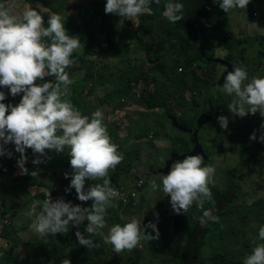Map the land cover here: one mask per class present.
<instances>
[{
  "label": "clouds",
  "instance_id": "9594fccd",
  "mask_svg": "<svg viewBox=\"0 0 264 264\" xmlns=\"http://www.w3.org/2000/svg\"><path fill=\"white\" fill-rule=\"evenodd\" d=\"M150 2L106 0L104 11L105 14L133 20L144 13L151 15L147 12ZM251 2L221 0L219 7L227 13L237 8L246 9ZM155 3L159 4L160 0H155ZM37 7L43 8L39 4ZM183 7L178 0H166L165 18H162L173 24L181 21ZM256 16L253 14V17ZM79 48V37L68 34L61 15H49L45 26L44 16L36 8L28 7L18 17L0 3V88L9 89L12 97L22 94L19 103L12 105L3 103L6 94L0 91V156L11 158L12 152L6 146L14 144L15 151L20 153L17 160L20 174L27 175L26 149L38 154L32 160L34 165H38L50 158L47 151L63 153L67 148L71 172L64 175L66 179L70 176L71 180L65 192L70 193L75 189L77 199L81 202L92 201L91 206L73 204L63 197H46L39 211L33 207L26 212L31 219V230L40 237L63 234L69 231L70 226L86 221L84 233L88 234L87 238L81 231L75 232L81 246L87 249L98 247L91 237L101 235L103 242L112 245L116 253L131 251L140 245L142 239L159 238V213H154L155 222L150 220L147 224H141L137 217L132 216L123 225L117 223L111 226L106 235L101 231L106 227L107 210L115 206L113 200L118 196L108 178L109 171L115 169L124 157L109 135L102 110L98 108L90 116L84 115L70 99L73 80L65 69L76 62L73 53ZM180 68L183 72L182 65L178 72ZM191 68L197 69V64ZM202 70L197 69L198 73ZM226 73L223 84L213 86L210 94L223 93L232 97L228 110L241 118L257 113L264 117V76L249 79V73L243 66L234 67ZM48 76H54L55 82L36 83ZM217 119L220 126L227 129V118L219 116ZM261 129H264V123ZM250 140H257L255 131ZM259 141L264 142V132L259 136ZM215 171L212 164L205 163L204 155H185L182 160L171 163L167 174H160L161 184L156 179H148L149 187L152 191H158L162 185L163 193L170 197L171 207L178 215L187 214L194 205L201 209L199 223L204 227L210 221L219 220L213 212L214 201L209 188ZM30 174L35 177L38 171ZM86 180H100L102 183H92L86 190ZM209 202L213 207L205 208V203ZM147 229H151L155 235L152 232L146 234ZM257 239L264 241V225L259 227ZM253 243L255 246L244 257L243 264H264V242L256 243L254 240ZM61 264H71V261L64 259Z\"/></svg>",
  "mask_w": 264,
  "mask_h": 264
},
{
  "label": "rangeland",
  "instance_id": "374dc122",
  "mask_svg": "<svg viewBox=\"0 0 264 264\" xmlns=\"http://www.w3.org/2000/svg\"><path fill=\"white\" fill-rule=\"evenodd\" d=\"M152 1L155 2V0ZM163 1L166 3V0ZM212 1L215 2V8L221 10L219 7L221 0H219V2H217V0ZM45 2H51L52 5L45 6ZM100 2L103 3L102 0ZM0 3L9 7L11 13L18 17L22 16L23 11H25L28 7L38 8L37 4H39L43 7L38 8V11L44 16L45 26H47V17L52 13H57L62 16L64 26L69 35L77 37L82 36L80 33L76 34L74 32H70L67 25L68 20L71 16L77 17V15L70 9H66V12L63 13L62 5L60 4L61 0H0ZM199 3H202L203 6H196L192 8V13L200 15L201 9H207V7H204L206 4L205 0H200ZM187 7H183L182 15L184 17L188 16L186 13ZM104 8L105 4H103V9ZM80 11L82 10L79 8L75 13ZM156 11H158V9ZM156 11L150 9L147 12H150L153 15ZM93 13L94 9L90 11L91 15H93ZM216 18H219V20ZM120 21L122 29H129L133 26L132 23L128 24L129 19L122 18ZM238 25L242 27L244 26L242 21L241 23L236 22L233 26L234 30H241ZM198 26L201 28L203 37L206 41L205 46L209 48L207 51L208 55H214L216 58L223 57L228 62L224 71L221 69V66L224 67L223 65L218 64L215 66L217 79L226 75L227 71H231L232 68L237 66L245 67L249 73V79L253 76H264L263 28L258 29L251 26L250 33L245 32L246 28H244L243 32H240L239 35H234L232 33L229 35L223 31L220 35V39L215 42L216 34H218L223 28L221 15L216 12V10H213L205 15L200 20ZM255 29L256 31L253 32ZM132 30L139 32L138 28ZM173 31L174 33L187 35L183 32V30H181L180 24L173 27ZM126 35L127 34L120 33L118 38L112 42L113 53H108L105 56L99 55L106 53L105 50L101 51L99 44H97V46L93 44L94 53H92V56L85 55L87 47H82L81 52L84 55L86 67L90 69L89 73L81 70L68 72L70 78L73 80V84L70 86L71 101H76L74 100L75 96L73 95L75 90H78L77 94L85 97L84 103H86L90 114L98 108L102 110L104 114V123L107 125L109 135L111 136L112 141L119 146L118 151L123 154V161L117 165L115 169L109 171L108 178H110L111 183L113 180L112 174H117L119 171L124 172H119L121 173L119 177L122 179L126 178L123 183H129L130 180L126 173L134 176L139 174L146 182V186L140 190V196L138 198L139 202L137 204L131 205L132 207H128L124 211H121L118 210L120 206L116 203L114 205H118V207L106 213V227L101 230L104 235L107 234L111 226L117 223L121 225L126 223L127 220H122L124 219V215L130 212H138L141 206L143 207L144 200H147L148 197H151L152 199L149 201L150 203L160 204L167 214H169V218L166 220V223H169L170 220L174 223L173 217L170 216V213H172L170 197L165 196L162 191V185L161 190L158 191H152L149 187V181L151 179H156L157 183L161 184V173L158 174V177L155 176L153 172L150 174L149 170L153 169V165L159 158H162L161 162L165 163V159H171L173 155L177 154L178 148L185 150L186 147H189L188 134L183 130V127H189L188 125L192 124L193 119L191 118L194 117V114H197L199 110L198 106H192L190 103L193 99L192 95H194L192 91H186L183 93L182 98H178L180 102L181 100L183 101V98L186 101L184 110L179 115L175 116L173 114L166 113L163 107H147L143 99L144 97H149L155 92L156 85L152 80V77L154 76L155 70L158 68L157 59L164 60L166 53L165 50H163V56L156 57L151 51H146L145 49L140 50L142 48L141 45H138L140 49L137 48L136 50L131 47L134 39L129 38L131 35L129 37ZM192 36L196 38V34ZM232 36L246 38L244 39L245 43L242 41V44H240L233 41L230 38ZM154 40L155 42L160 41L159 37L154 38ZM255 46L258 49H254ZM79 49H77V51H80ZM231 51H233V57L228 58V52ZM175 60L177 61V58H175ZM216 61H218V59L212 60L213 63H216ZM195 65L196 64L193 63L191 66L194 67ZM222 72L224 73L221 74ZM134 75L135 77L139 76V82L135 84L133 82L134 79H132ZM222 84L223 82L221 85ZM128 86H130L129 88L131 89L126 94L122 95L121 91L125 90ZM167 92L165 91L166 95H168ZM21 97L22 94L17 95L16 97H12L11 95L8 96V104L17 105ZM213 99L215 101V106L212 111H210L208 116L206 114L204 115V119L206 117L207 119H205V126L202 127V132L199 133V137L203 141L204 152L212 154L209 163L216 169L213 176V182L209 184V188L213 189L218 194L220 192L223 193L222 191H225L227 188L225 183L229 181L228 177L231 178L230 184L237 186L236 199H234L230 205L231 208H223L219 210V220L217 222L222 227V230L217 232L220 233V238L223 236L224 229H227L228 224H231L229 229H231L234 233H236V225L240 224V240L238 244L234 243L237 249L235 251H230L229 253V257L237 258L238 256L241 257L242 255H248L251 252L252 248L255 246L253 243L254 240L256 243L264 242L257 239L258 229L261 225H264V167L261 170L262 176H250V174L259 173V171H257L253 166L254 160L252 159L249 161L251 166L247 174L239 171L241 159L244 158L248 150L246 146L247 143L255 142L258 144L260 142L259 136L262 132H264V129H261V124L264 123V117H261L259 113L255 115L249 114L243 118L234 115L228 110V104L231 102L232 97L226 94L217 93V95H213ZM219 116L227 118V129H221L222 127L217 119ZM198 118L199 117L196 119ZM110 129L113 130V134L110 133ZM254 131L257 136V140L255 141L250 140V136ZM220 134H223L224 136L223 143L225 142L231 146H236V150H230V152L234 154V157L226 154L225 158H223L218 155L217 144L219 143L218 140L221 137ZM7 146V149L12 152V157L9 158L7 155L0 157L5 160L0 162V170L4 173H7L8 171L15 172L17 168L18 152L15 151L14 144L9 143ZM205 146H207L206 149ZM223 152L225 153V150ZM68 153L69 150L67 148H65L63 153L47 151V156L50 158L46 159L44 163L34 165L32 160L35 158L32 156L31 150L26 149L25 155L28 157L26 164L32 165L29 167V171H31L33 167H38L39 169L47 167L46 162H48L51 170L53 171V175L47 176L45 173H40L39 177L42 181L51 182L54 179L53 176L58 178L59 173L71 172ZM125 153H129L128 156H125ZM164 153H166L165 156ZM206 153L204 156L205 158L207 157ZM176 160L178 159H175L174 161ZM237 161H239V163H237ZM8 166L10 167V170L8 169ZM163 174H167V172ZM6 179V177H2L0 180ZM97 183H102V181L98 180ZM56 184L57 183H54L53 185L56 186ZM13 189L12 182L10 180H6V185H4L3 192L0 195V215L4 209H9V213L12 214V210H14L13 203H16V214L13 215L14 220L11 221L10 219V222L6 223V225L10 227V234L12 236L18 235L21 238V242L17 243H22L25 239L26 241H30V245L23 246L24 244H21V248L17 251H15L12 246L10 248L14 250V254H16V256L19 255L20 260L28 258L41 260L43 259V255L39 254L40 251L38 250L42 249V245L38 244V237H33V239L30 238V233H33V231L30 228L31 219L26 215V212L29 210L21 205V203H25V200H28V197L27 195L19 196ZM49 196H51L52 199H55V195L47 194V198ZM155 199L156 202H154ZM136 208L138 209L135 210ZM158 208V206L153 207L155 210ZM149 212L152 216V210H149ZM3 219L5 218L0 217V225ZM115 219H117V222H113ZM220 226H218L215 231L220 230ZM84 229L85 226L82 224L79 231L83 232ZM150 231L152 232V230ZM153 234L154 232H152V235ZM87 235L88 234L85 233L86 238ZM214 235H216V233H212L211 236ZM34 239L36 240V243H32ZM1 240L5 244H9V241L4 236H1ZM164 242L165 236H163L161 242L156 243V245L161 248ZM211 243L217 244L219 241L213 240ZM219 247L223 246L209 245L207 246L206 251L208 253L219 251ZM67 249L69 248L66 244L63 247L62 245L54 246L52 248L51 255L58 256ZM124 258L129 263H120L118 258H109L106 264H176L174 261L169 262L170 258L166 257L162 249L159 250L157 247H148V245L142 241L140 245L133 250H125ZM11 264H17L16 260L14 259ZM42 264H52V258L47 261H42Z\"/></svg>",
  "mask_w": 264,
  "mask_h": 264
},
{
  "label": "trees",
  "instance_id": "16d2710c",
  "mask_svg": "<svg viewBox=\"0 0 264 264\" xmlns=\"http://www.w3.org/2000/svg\"><path fill=\"white\" fill-rule=\"evenodd\" d=\"M61 0L62 11L66 12V9L73 10V13L77 15L71 16L68 20V28L70 32L80 33L82 36H78L80 38V51H75L73 53V58L75 59V63L65 69L66 72H74V71H85L89 73L90 69L85 65V58L83 53L81 52L82 47H87V52L85 55H91L94 53V45L101 47V51L105 50L106 53L99 54L101 56H105L106 54L113 53L112 42L118 38L120 33L127 34L126 36H130V39L133 40L132 48H139L138 45H141L142 48L140 50L145 49L146 51H151L154 53L156 57H162L165 50V59L160 60L157 59V69L155 70L154 76L152 80L155 82L156 89L155 92L152 93L149 97H144V102L146 103L148 108L153 107H163L166 113H170L173 115H179L184 110L186 101L183 98V101H179V97H183V93L186 91H192L194 95H192L193 99L191 105L198 106L197 114H194L192 117V124L188 125V128H192L195 122L198 120L197 117L200 116L202 111L206 112L208 116L210 111H212L215 106L213 95L210 94V90L213 86H215L220 78H216L215 74V66L220 63H213L211 56L208 55L207 51L209 48L206 45V41L203 37V33L201 28H199L200 20L207 15L209 12L213 11L212 8L215 4L212 0H205L204 7L207 9H201L200 15L197 13H192L191 9L198 6H203L202 3H199L200 0H178V2L182 3L184 7H187L186 13L188 16L184 17L181 21L173 24L170 23L167 19H163L162 15L164 12V4L165 1L160 0L159 4H156L151 0L149 8L156 11L153 15L151 14H142L137 18L133 19L132 24H136L138 27L139 34L132 29H122V24L120 19L121 17L114 14H105L103 9V4H106V0ZM198 1V2H197ZM219 2V0H217ZM256 4H261L263 1L255 0ZM51 2H45V6H51ZM160 7V9H159ZM82 10L78 13H75L77 9ZM94 9L93 15L90 14V11ZM38 11V8H36ZM56 12V11H55ZM219 20V18H216ZM128 24L131 22L128 21ZM180 24L181 30L185 32L187 35H182L181 33H174L173 27ZM227 33V29L224 26L220 30L221 33ZM160 34V35H159ZM196 34V38L192 35ZM148 35V36H147ZM125 37V36H124ZM159 37L158 42H155L154 38ZM233 41H236L240 44L244 42V39L241 37H230ZM94 44V45H93ZM158 48V49H157ZM99 51V52H101ZM152 55V54H151ZM233 57V51L228 52V58ZM177 58V61L175 60ZM182 60V63L180 60ZM223 63V60L219 59ZM80 62V63H79ZM79 63V65H78ZM193 63L197 64V69H203L198 73L197 69H192L191 65ZM184 67V72L179 73L178 68L180 66ZM87 68V69H86ZM87 78V77H86ZM72 79V78H71ZM134 84L138 83L139 76L132 77ZM47 81L55 82L54 76L45 77L43 81H37V84H42ZM147 84V82H146ZM130 86L126 87L125 90L121 91V94H126L131 88ZM1 91H4L6 94L5 104H8V96H10V91L7 88H0ZM165 91L168 93L166 95ZM78 90H75L74 95L76 100L72 102L74 106H76L84 115H89L87 105L84 103L85 97L77 94ZM179 93V94H177ZM72 96V97H73ZM168 96V97H167ZM176 99V100H174ZM104 101V99H103ZM82 102V103H81ZM81 103V104H80ZM227 114V113H226ZM196 120H195V119ZM207 119V117L205 118ZM204 119V121H205ZM109 131V130H108ZM110 133L113 134V130L110 129ZM189 147H186L188 149ZM185 149V150H186ZM178 150L185 152L178 148ZM187 151V150H186ZM129 153H125V156H128ZM35 154L34 157L36 158ZM122 172V171H119ZM118 172V173H119ZM117 173V172H116ZM112 187H117L123 182H119L120 178L115 173L112 174ZM229 181L225 183L227 186L223 193H217L213 189H211L214 201L213 212L214 215L219 216V210L223 208H231L230 205L237 197V186L234 184H230L231 178L228 177ZM119 182V183H118ZM97 183V182H93ZM111 183V184H112ZM213 207L212 203H205V208ZM197 208L195 205L190 209V211L185 214H176L174 212V233L169 239L168 244L165 246L164 251L166 253V257L170 258L169 262H176V264H243V262L237 258L227 257L225 253L221 251H215L210 256V261L206 262L205 258L208 255L204 245L205 237L212 233H216L222 230V227L217 222H208L206 226L202 227L199 223V217L194 221L187 222V219L190 218L194 213L197 212ZM201 210V209H200ZM118 212V211H117ZM113 222H117V219L113 220ZM86 221L82 222L84 226L86 225ZM220 226V230H216V228ZM237 226V232L240 233L239 225ZM72 227L77 226H70ZM86 227V226H85ZM10 227L7 225L4 226L2 231V236H4L9 241L8 247H13L15 251L16 247L14 245H21L26 243L24 246L30 245V241L21 242V238L16 235L12 236L10 234ZM69 229V230H70ZM98 247L87 249L84 246L79 247L73 252H62L58 256L48 255L42 251L39 254L43 255V259H30L28 258V263L20 259H16L17 264H42V261H47L52 258V264H61V261L64 259H69L71 264H106L109 258H118L120 263H129L124 258L125 251L120 253H116L113 250V246L110 244H105L103 242V238L93 240ZM32 243H36V240L32 241ZM21 247H19L20 249ZM131 255V254H129ZM11 257V254L6 253L0 256V262L2 264H11L13 260H9L7 257ZM162 260V259H159ZM134 261V260H133Z\"/></svg>",
  "mask_w": 264,
  "mask_h": 264
},
{
  "label": "crops",
  "instance_id": "0c3cea01",
  "mask_svg": "<svg viewBox=\"0 0 264 264\" xmlns=\"http://www.w3.org/2000/svg\"><path fill=\"white\" fill-rule=\"evenodd\" d=\"M261 4H256L255 0H252L251 4L249 5L248 8L246 9H233L230 10L229 12L225 13L222 9H216L215 6H213L212 8H215L213 10H216V12H218L221 15L222 18V23H224L225 28L227 29V33L230 35L231 33L234 35H239L240 32H243L244 28L245 32L250 33V27L254 26L256 28H260V29H264V0ZM253 14H257L256 17H253ZM125 19V18H123ZM242 24H244V26H240L238 25V27L241 30H234L233 26L236 22H240ZM129 22L133 23V20H129ZM137 26L136 24H133V26L130 27V29H132L133 27ZM256 31L253 30V32ZM220 35L221 32H219L218 34H216L215 37V42H217V40L220 39ZM254 49H258L256 46L254 47ZM259 56V55H258ZM257 56V57H258ZM211 58L214 59H218V62H221L220 64L223 65L224 67L221 66L222 71H224L226 68L225 66L228 64L227 60H223L224 58H216L214 55L211 56ZM219 59L223 60L225 63H223L222 61H220ZM183 59H181L180 61H182ZM259 65V64H258ZM224 72H222L221 74H223ZM4 103V101H3ZM205 124H203L199 131H198V137L200 136L199 133L202 132V127H204ZM223 129V128H221ZM206 130V129H205ZM204 130V132H205ZM211 131V129H210ZM221 137L218 140L219 143L217 144L218 147V155L222 156L223 158H225V155H229L231 157H234V154L230 152V150H236V146L235 145H230L227 143H223L224 140V136L223 134H220ZM199 141L203 145V141L202 139H200L199 137ZM221 144V145H219ZM215 146V145H214ZM247 152L244 156V158L241 159V163L239 165L240 168V172L241 173H245L247 174V172L250 170V166L251 163L249 162L250 160H254L253 162V166L256 168L257 171H259V173L255 174H250V176H254V177H259L262 176V168L264 167V142H259L258 144L255 142H248L247 143ZM8 147V146H6ZM207 148V146H205V149ZM224 148V149H223ZM31 150V149H29ZM225 150V153L223 152ZM32 152V150H31ZM206 153V152H205ZM26 154V152H25ZM207 154V153H206ZM34 153L32 152V156L34 157ZM166 155V153H164V156ZM1 157V156H0ZM210 157H212V154H207V157L205 158V162L209 163L210 162ZM20 158V153H18V159ZM35 158V157H34ZM162 158H159L158 161L153 165V169H150V174L153 172L155 176H158L159 172H156V169L159 168H164V162H161ZM1 161H5L3 158H0V162ZM161 162V163H160ZM237 163H239V161H237ZM1 165V164H0ZM9 165V164H8ZM25 166L27 167V169L29 170V167H31V164H25ZM46 166L47 167H42V169L37 168H32L31 171H29V174L27 175H21L20 174V169L17 165V168L15 170V172H11L8 171L7 173H4L3 171L0 170V179L2 177H6V180H10L12 182V187L14 188L13 190L16 191L18 193V195H27L28 200H25V203H21V205L23 207H26L28 210H30L33 207L37 208V211H39L40 209V205L42 204L43 200L46 199L47 194H53L55 195V199L59 198V197H63L65 199V201H71L73 204H81L84 207H90L92 201H88V202H81L77 199V194L75 192V189H72L70 193H66L65 189L70 185V180L71 177L69 176V178H65V173H59L58 178L53 176V180L51 182L48 181H42V179L39 177L40 173H45L47 176H52L53 175V171L50 168V164L48 162H46ZM8 169L10 170V167L8 166ZM229 169V168H228ZM32 171H38V175L33 177L30 173ZM124 173V172H122ZM118 176L121 173H117ZM127 176H129L128 173H126ZM21 175V176H20ZM135 177V176H134ZM159 177V176H158ZM119 182H123L126 180L122 179L121 177ZM6 180H0V195L3 192V187L4 185H6ZM93 182H97V181H90V180H86L85 182V189L87 190L88 186L90 184H92ZM118 182V183H119ZM57 183L56 186H54L53 184ZM31 193V194H30ZM152 200L151 197H148V199L144 200V205L143 207L141 206V208L138 210V212H130L124 215V219L122 220H129L132 216L137 217L140 221L141 224H147L148 221H154L155 222V217H154V213H159V219L157 222V228L159 230V238L158 239H142L141 241L146 243V245H148V247H157L159 250L162 249L163 253L166 255L165 251H164V247L168 244L169 239H171L172 235H173V231H174V223L170 220V222L166 223V220L169 218V214H167V212L162 208V206L160 204L157 203H150L149 201ZM156 202V199L155 201ZM14 204V210H12V214H10L9 209H4L2 214L0 215V217H4L5 219L2 220L1 225H0V256H2L3 254L9 253L11 254V257L7 256L9 258V260H16L19 259V255L16 256V254H14V248H10L8 247V244H5L2 240H1V236H2V231L4 226H6V223L13 221V215L16 214V210H15V206H17L16 203ZM113 204H116L115 202H113ZM154 206H158L159 208L157 210L153 209ZM118 207V205H115L114 207H109L107 212L113 210L114 208ZM128 207H132L131 205H128L126 208L123 209V211L125 209H127ZM138 208H136L135 210H137ZM120 210V207L119 209ZM134 210V211H135ZM149 210H152L153 215L151 216ZM171 210V209H170ZM122 211V210H121ZM202 214V210L197 209V212L194 213L190 218L187 219V222H190L191 220L194 221L196 220L200 215ZM12 215V216H11ZM170 216L173 217V220L175 222V218H174V211L172 209V213H170ZM129 217V218H127ZM81 224L78 225V227H72L68 232L63 233V234H56V235H52L49 234L47 236L44 237H40L39 235L33 233H30V238L33 239V237H38L37 241L39 245H42V249L38 250V251H42L48 255L52 254V248L54 246H58V245H62L65 246V244L68 246L69 249L63 251V252H73L76 249H78L79 247H81V245L78 243L77 238L75 236V232L77 230H79ZM86 226V225H85ZM229 226H231V224L227 225V229H224L223 232V236L220 238V233L216 232V235L211 236L210 234H208L205 239H204V245L205 248H207V246L209 245H222L223 247H219V251L225 253V255L227 257H229V253L230 251H235L237 248L234 245V243H239L240 240V233L237 232L236 229V233H234L231 229H229ZM240 227V224H239ZM151 229H147L146 230V234L150 231ZM227 230V231H226ZM22 232V231H20ZM84 233V231L82 232ZM85 234V233H84ZM155 235V233L153 234ZM163 236H165V242L162 244V247H158V245H156V243H160ZM92 240H97V239H102L101 235H97V236H92L91 237ZM74 240V241H73ZM213 240H218L219 243L217 244H213L211 243V241ZM73 241V242H72ZM2 244V245H1ZM24 245H26V243H24ZM23 245V246H24ZM14 247H16V249H19V245H14ZM213 252H209L207 257L205 258L206 262H209L210 260V256ZM246 255H242L241 257H237V259L241 260L243 262V259ZM162 258V257H161ZM233 258V257H231ZM164 259V258H162ZM235 259V258H234ZM25 263H28L27 259L22 260ZM0 264H2L0 262Z\"/></svg>",
  "mask_w": 264,
  "mask_h": 264
},
{
  "label": "built area",
  "instance_id": "2783aa9c",
  "mask_svg": "<svg viewBox=\"0 0 264 264\" xmlns=\"http://www.w3.org/2000/svg\"><path fill=\"white\" fill-rule=\"evenodd\" d=\"M181 68L179 72H181ZM252 115V114H250ZM129 183H121L117 187H113L117 190L118 196L114 198L113 202L120 206V210H123L128 205H135L139 202L140 190L146 186L145 179L141 176L129 175Z\"/></svg>",
  "mask_w": 264,
  "mask_h": 264
},
{
  "label": "water",
  "instance_id": "95a60500",
  "mask_svg": "<svg viewBox=\"0 0 264 264\" xmlns=\"http://www.w3.org/2000/svg\"><path fill=\"white\" fill-rule=\"evenodd\" d=\"M218 62V61H216ZM221 63V62H219ZM222 64V63H221ZM223 82V76L220 78V80H218L216 83L214 84H221ZM206 114L205 111H202L198 120L195 122L194 126L192 128H188V127H183V130L188 134V141H189V151L187 153H181V154H176L173 155L172 158L167 161L166 166L164 168H159L156 169V172L159 173H166L169 171L170 169V165L171 163L175 160H182L184 158L185 155H194V154H202L205 156V153L203 151L202 145L199 141V137H198V131L200 129V127L202 126V124H204V115Z\"/></svg>",
  "mask_w": 264,
  "mask_h": 264
},
{
  "label": "flooded vegetation",
  "instance_id": "af4514ba",
  "mask_svg": "<svg viewBox=\"0 0 264 264\" xmlns=\"http://www.w3.org/2000/svg\"><path fill=\"white\" fill-rule=\"evenodd\" d=\"M202 148H203V151H204V147H202ZM186 150H187V151H186ZM186 150H185V152H183V151H180V150L177 149V153H178V154H181V153H187V152L189 151V148L186 149ZM170 152H171V151H170ZM170 152H169V153H170ZM169 153H168V154H169ZM204 153H205V152H204ZM167 156H168V155H167ZM166 158H167V157H166ZM169 160H170V158L165 159V163H164V165H166L167 161H169Z\"/></svg>",
  "mask_w": 264,
  "mask_h": 264
}]
</instances>
